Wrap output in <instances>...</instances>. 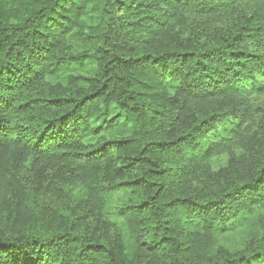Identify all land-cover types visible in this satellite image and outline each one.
Returning <instances> with one entry per match:
<instances>
[{
  "label": "trees",
  "instance_id": "16d2710c",
  "mask_svg": "<svg viewBox=\"0 0 264 264\" xmlns=\"http://www.w3.org/2000/svg\"><path fill=\"white\" fill-rule=\"evenodd\" d=\"M0 264H264V0H0Z\"/></svg>",
  "mask_w": 264,
  "mask_h": 264
}]
</instances>
